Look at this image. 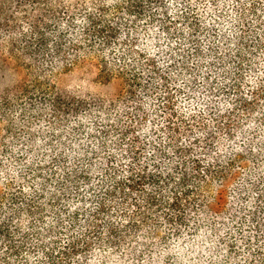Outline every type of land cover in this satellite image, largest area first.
Wrapping results in <instances>:
<instances>
[{
	"label": "trees",
	"instance_id": "trees-1",
	"mask_svg": "<svg viewBox=\"0 0 264 264\" xmlns=\"http://www.w3.org/2000/svg\"><path fill=\"white\" fill-rule=\"evenodd\" d=\"M0 96V264H264V0H0Z\"/></svg>",
	"mask_w": 264,
	"mask_h": 264
},
{
	"label": "rangeland",
	"instance_id": "rangeland-1",
	"mask_svg": "<svg viewBox=\"0 0 264 264\" xmlns=\"http://www.w3.org/2000/svg\"><path fill=\"white\" fill-rule=\"evenodd\" d=\"M54 84L57 88L63 93H68V96L73 97H114L118 96L122 89L124 90L123 80L121 78H113L112 80H106L99 74V70L92 65L90 61L79 62L71 67L63 69L60 74H57L54 78ZM161 87V85H160ZM126 90H128L126 88ZM159 96H168L165 94H159ZM0 100H3V96H0ZM66 104L69 105L72 101L68 98L65 100ZM243 107L238 106L236 112L231 115V117L238 116L243 113ZM32 116V115H29ZM33 119H28L24 116L23 112L19 108H15L12 113L10 119L15 121V124L12 129H7L4 133L0 132L2 138H0V142L2 144V154H0L1 160L5 159V155L10 152L9 144L15 143L17 141H21L23 144L27 145L29 140L27 139V129L33 130L36 126V122L34 121L36 117L32 116ZM47 118L51 122L57 121L53 119L52 116H47ZM42 123L46 122L42 120ZM30 127V128H29ZM13 135L15 139L7 138V136ZM25 156V153L22 154ZM8 159L5 161L6 164L12 166L15 159L11 158V156L7 157ZM24 163L25 160L22 159L20 161Z\"/></svg>",
	"mask_w": 264,
	"mask_h": 264
}]
</instances>
